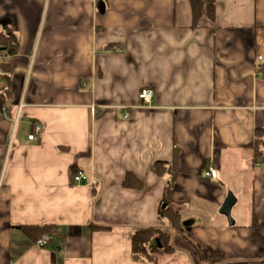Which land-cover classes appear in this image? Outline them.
Segmentation results:
<instances>
[{
	"label": "crops",
	"instance_id": "0c3cea01",
	"mask_svg": "<svg viewBox=\"0 0 264 264\" xmlns=\"http://www.w3.org/2000/svg\"><path fill=\"white\" fill-rule=\"evenodd\" d=\"M0 34V264H264V0H216L195 29L189 0H0ZM147 228L173 251L137 262Z\"/></svg>",
	"mask_w": 264,
	"mask_h": 264
},
{
	"label": "trees",
	"instance_id": "16d2710c",
	"mask_svg": "<svg viewBox=\"0 0 264 264\" xmlns=\"http://www.w3.org/2000/svg\"><path fill=\"white\" fill-rule=\"evenodd\" d=\"M192 9V28H197L200 25L201 19L204 14L213 21L216 14V0H189ZM0 48H5L7 54H14L17 52V43L7 35L0 34ZM5 66L0 64V77L2 76L1 72H5ZM261 133H258L257 139L253 145L249 148L254 152L253 163L257 164L260 156L262 154V138H260ZM177 160L178 152L174 154V164L171 167H166L164 163H157L156 173L159 177H162L165 174H171L172 182L167 186L164 196V201L167 203L171 194V190L177 179ZM140 181L136 179L133 175H128L123 182L125 188L130 189H140ZM163 216H167L170 221V225L174 230L182 229V222L180 218L170 209H165L162 211ZM27 229V228H25ZM94 229L97 230H107L105 227L95 226ZM28 233L34 239L41 238L43 235L54 233V228L51 226H39V227H30ZM168 235L161 233L156 228H147L138 230L132 235V254L133 259L137 262L152 261L155 262V253L160 252H172L173 248L169 247ZM156 241H158L156 243ZM259 242L263 246L262 255H264V238H261Z\"/></svg>",
	"mask_w": 264,
	"mask_h": 264
},
{
	"label": "built area",
	"instance_id": "2783aa9c",
	"mask_svg": "<svg viewBox=\"0 0 264 264\" xmlns=\"http://www.w3.org/2000/svg\"><path fill=\"white\" fill-rule=\"evenodd\" d=\"M153 96H154V93L150 89H143L140 93V99L142 100L144 105H150V103L152 102ZM40 132H41V127L35 126L33 134L29 136V140H34ZM217 176H218V171L214 168H209L208 170L204 172L205 178L215 180ZM74 181L76 183H83L87 181V176L83 172H78L77 175L74 177ZM51 239H52L51 236L44 235L41 239L37 241L36 245L38 248H44L51 242Z\"/></svg>",
	"mask_w": 264,
	"mask_h": 264
},
{
	"label": "water",
	"instance_id": "95a60500",
	"mask_svg": "<svg viewBox=\"0 0 264 264\" xmlns=\"http://www.w3.org/2000/svg\"><path fill=\"white\" fill-rule=\"evenodd\" d=\"M235 198L232 197L231 195L227 198V200L225 201L222 209H221V214L226 216L228 218V220L232 223V216H231V211L232 208L235 204Z\"/></svg>",
	"mask_w": 264,
	"mask_h": 264
},
{
	"label": "rangeland",
	"instance_id": "374dc122",
	"mask_svg": "<svg viewBox=\"0 0 264 264\" xmlns=\"http://www.w3.org/2000/svg\"><path fill=\"white\" fill-rule=\"evenodd\" d=\"M220 212H221V210H220Z\"/></svg>",
	"mask_w": 264,
	"mask_h": 264
}]
</instances>
